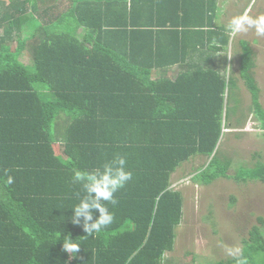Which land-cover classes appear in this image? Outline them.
Here are the masks:
<instances>
[{
    "label": "trees",
    "instance_id": "obj_1",
    "mask_svg": "<svg viewBox=\"0 0 264 264\" xmlns=\"http://www.w3.org/2000/svg\"><path fill=\"white\" fill-rule=\"evenodd\" d=\"M6 1L0 264H163L182 218V195L170 178L196 155L207 161L191 175L195 184H264V162L230 175L231 161L218 151L239 108L236 80L199 62L228 50L218 0ZM237 44L238 78L264 130L254 52L245 40ZM169 66L180 69L174 79L154 76ZM117 155L132 179L116 194L119 203L109 205L114 222L87 237L70 221L78 191L73 170H92ZM261 226L251 227L238 255L214 264H264ZM64 235L80 243L72 260L62 251Z\"/></svg>",
    "mask_w": 264,
    "mask_h": 264
},
{
    "label": "rangeland",
    "instance_id": "obj_2",
    "mask_svg": "<svg viewBox=\"0 0 264 264\" xmlns=\"http://www.w3.org/2000/svg\"><path fill=\"white\" fill-rule=\"evenodd\" d=\"M62 2L58 9L63 7ZM217 5L220 9L217 21L225 29L232 17L242 14L246 9L251 8L250 15L253 17L264 14V0H218ZM239 40L247 41L254 49L253 76L260 90L259 101L264 110V37L249 30L231 36L232 62L228 65L229 61L227 65L230 67L225 69L227 75L236 80L235 94L239 101L238 111L230 120L232 128L224 130L218 143L220 157L231 161L230 175L239 167H252L257 160L264 162V130L250 113L249 93L238 78ZM20 60L29 63L27 53L22 54ZM239 118L240 123L237 124L236 119ZM206 161L205 157L196 155L171 175V188L182 195V218L175 229V250L167 254L168 262L203 264L202 261L208 259L210 254L214 255V259H209L210 263L236 256L243 248L249 230L255 225H262L260 230L264 237V184L253 181L237 183L224 178L207 186L193 183L191 175Z\"/></svg>",
    "mask_w": 264,
    "mask_h": 264
},
{
    "label": "clouds",
    "instance_id": "obj_3",
    "mask_svg": "<svg viewBox=\"0 0 264 264\" xmlns=\"http://www.w3.org/2000/svg\"><path fill=\"white\" fill-rule=\"evenodd\" d=\"M250 11L251 8L246 9L242 14L229 20L226 27L230 36L235 37L254 30L257 36L264 37V14L253 17ZM131 179L132 173L127 170V160L121 155L92 170L74 169L71 183L73 186H78V191L77 202L70 208L71 223L82 226L87 237L101 233L115 219L114 213L109 210V205L115 207L119 203L116 194ZM95 213H98V216H94ZM80 249V243L77 240L73 241L71 235L63 236L62 251L70 260ZM236 264H247V261L237 259Z\"/></svg>",
    "mask_w": 264,
    "mask_h": 264
},
{
    "label": "crops",
    "instance_id": "obj_4",
    "mask_svg": "<svg viewBox=\"0 0 264 264\" xmlns=\"http://www.w3.org/2000/svg\"><path fill=\"white\" fill-rule=\"evenodd\" d=\"M217 25H221V24H218V21H217ZM231 44H233V41H231V36H229V46H228V50L227 51H223V52H218V53H216V54H214V55H211L209 58H208V60H207V62H203V61H199V62H201V64H203L205 67H212V68H214V69H216V70H218L219 72H222V71H224L225 69L227 70V69H229V67L230 66H228L229 64L231 65V62H232V56H231V53H232V50H231ZM252 48V47H251ZM252 50H254L253 48H252ZM237 51L239 52V50L237 49ZM21 59V58H20ZM194 61H197V60H194ZM228 61H230L229 63H228V65H227V62ZM224 64H225V68H224ZM179 67H177V66H169V67H166V68H164V69H161L160 71H157V72H154V76L155 77H169V78H171V79H174V77L176 76V75H178V73H179ZM226 70L224 71V72H222V73H225V75H226ZM228 74V73H227ZM196 156H193V157H191L190 159H192V158H195ZM189 159V160H190ZM188 160V161H189ZM188 161H186V162H188ZM186 162H184V163H186ZM184 163H182L181 165H183ZM180 165V166H181ZM179 166V167H180ZM179 167H178V169H179ZM177 170V169H176ZM175 241V240H174ZM174 250H175V246L173 245V249L171 250V251H167V252H165L164 253V260H163V264H178V263H183V262H168V259H167V254H171V253H173L174 252ZM211 251H213V250H211ZM209 259H214V255H209L208 256V259H205V260H203L202 262H203V264L205 263V264H214V263H216V262H218V261H221V260H216V261H214V263H210L209 262ZM178 260V259H177ZM193 262V261H192ZM209 262V263H208ZM194 264H196V262L194 263Z\"/></svg>",
    "mask_w": 264,
    "mask_h": 264
}]
</instances>
